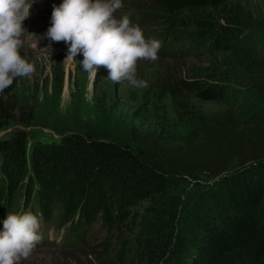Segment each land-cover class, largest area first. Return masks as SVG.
<instances>
[{"label": "trees", "instance_id": "1", "mask_svg": "<svg viewBox=\"0 0 264 264\" xmlns=\"http://www.w3.org/2000/svg\"><path fill=\"white\" fill-rule=\"evenodd\" d=\"M143 3L162 15L146 14L142 10L149 8L136 3L132 23L164 18L170 31L178 30L172 35L180 45L172 55L229 54L241 70L233 75L239 88L251 90L264 106V0ZM201 76L179 80L178 89L202 101H227L223 81ZM17 82L0 93V129L17 116L32 122V109L19 104ZM172 97L182 110L178 95ZM130 138L134 146L72 133L30 151L24 132L0 141V212L17 211L23 200L25 209L40 212L48 224L76 221L79 242H85L83 232L101 224L107 237L97 248L115 264H158L169 253L165 264H264V107L244 118L229 110L196 122L183 145H165L138 128ZM200 175L213 182L206 199L186 211L174 242L160 250L143 223L150 207L142 215L135 208L155 204L176 178ZM126 223L139 231L119 232ZM83 264L106 263L96 256Z\"/></svg>", "mask_w": 264, "mask_h": 264}, {"label": "rangeland", "instance_id": "2", "mask_svg": "<svg viewBox=\"0 0 264 264\" xmlns=\"http://www.w3.org/2000/svg\"><path fill=\"white\" fill-rule=\"evenodd\" d=\"M142 1L145 0L122 6L114 13L115 18L127 16L131 19L136 12L134 4L148 7ZM62 3L63 0H35L29 18L24 21L28 33L37 36L25 34L21 49V55L33 65L34 72L29 77L17 78V95L21 107L32 109L33 119L28 125L20 120L21 116H17L13 124L0 129V141L8 140L17 132H24L30 151L36 144L57 142L66 135L79 133L134 146L130 132L138 128L155 133L165 145L178 146L185 143L196 122H210L216 115L229 110L244 118L264 107L251 90H242L233 79L234 71L238 73L240 69L229 54L200 57L176 52L172 55L180 45L172 35L178 30L170 31L164 18L142 25L131 22L141 28L146 40L161 42L156 61H137V78L145 81L146 87L134 88L127 81H109L103 78L108 76L103 67L95 79H90L79 64L83 60L82 54L73 61L64 62L68 52L65 42H52L49 46L48 39L39 40L51 26L53 5ZM148 8L142 12L162 15L157 10L151 11L150 6ZM181 30L184 31L183 28ZM37 40L38 46L33 48L32 44ZM172 48H175L173 52ZM196 74L210 82L223 81L227 88V101H202L178 89L179 80L192 79ZM222 75L228 77L222 78ZM172 92L178 95V102L183 104L182 110ZM234 93L241 98H234ZM158 166L166 171L162 162ZM212 184L204 175L195 179L176 178L165 196L155 204L144 203L135 208L138 215H142L146 207H150L151 213L143 214V223L153 232L154 239H158L160 250L169 245L170 240L174 242V234L180 232L181 224L187 221L186 211L206 199ZM138 231L139 228L131 223L121 225L119 230L126 235H134ZM106 237V229L98 227L88 248L69 250L53 244L43 245L34 249L27 259H21L20 264H83L96 256L106 264H112L113 256L102 254L97 248ZM171 255L169 253L158 264H165Z\"/></svg>", "mask_w": 264, "mask_h": 264}, {"label": "clouds", "instance_id": "3", "mask_svg": "<svg viewBox=\"0 0 264 264\" xmlns=\"http://www.w3.org/2000/svg\"><path fill=\"white\" fill-rule=\"evenodd\" d=\"M34 2L0 0V93L17 78L34 72L33 65L21 55L25 34L37 37L24 27ZM121 7V0H63L59 6L53 5L51 26L39 40L48 39L49 46L65 42L68 52L64 62L82 54L79 64L90 79H95L103 67L108 71L103 78L109 81L146 87V82L137 78V61H156L161 42L146 40L141 28L127 16L115 18ZM40 227L39 218L31 212L8 213L0 231V264H20L21 259H27L42 239Z\"/></svg>", "mask_w": 264, "mask_h": 264}]
</instances>
